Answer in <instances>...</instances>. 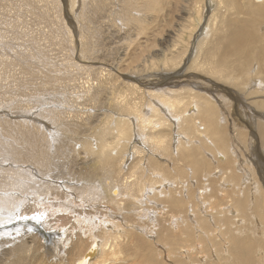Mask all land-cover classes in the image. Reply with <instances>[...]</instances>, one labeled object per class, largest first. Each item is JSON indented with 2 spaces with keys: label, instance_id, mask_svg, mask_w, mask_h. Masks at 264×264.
<instances>
[{
  "label": "rangeland",
  "instance_id": "1",
  "mask_svg": "<svg viewBox=\"0 0 264 264\" xmlns=\"http://www.w3.org/2000/svg\"><path fill=\"white\" fill-rule=\"evenodd\" d=\"M244 1L227 0L221 6L216 4L218 0H0V185L9 187L10 180H18L14 193L17 197L13 198L20 201L17 210L13 209L16 214L11 221L17 222L18 215L22 212L24 216L26 210H33L31 217L38 216L40 221L26 220L28 222L20 225V230L18 226L14 235L31 225H42L47 213L51 218L58 212L63 219L59 223L71 233L70 243L62 253L52 240L56 229L42 233L46 240H26L29 244L22 237L0 239V264H73L84 250L91 229L101 234L100 223L107 216L110 222L111 217L124 222L118 227L121 230L118 235L123 244L122 254L129 264H135L133 256L141 258L144 264H147L144 259L149 260L150 256L157 259L156 264H190L191 260L198 259V251L204 252L205 258L199 260L201 264L206 261H210L208 264H235L236 261L226 255L223 241L229 243L227 249L232 252L236 242L256 241L258 239L254 238L259 234H263L261 242L251 244L250 256L246 259V254L242 253L240 257L244 254L243 260L251 259L250 264L257 263V256L264 259V204L257 207L253 205L255 199L251 200L264 201V161L260 155L264 156L261 145L264 129L257 130L259 126L264 128V87L260 89L250 82L252 78L264 81V21L259 22L264 16L258 18L248 11L246 5L243 7ZM254 1V5L260 4L258 0L252 3ZM236 3L245 15L230 8ZM224 17L248 20L250 27H247L252 30L245 33L260 40L248 47L249 57H245L243 49L238 52L243 58L235 55L228 59L222 58V54L217 57L216 52L211 57L205 51L218 42L215 46L218 44L225 52L218 40L232 27L218 25ZM250 17L255 20L253 25ZM213 18L218 20L217 24ZM207 25L208 32L204 36ZM201 44L203 47L199 49ZM195 59L199 64L192 66ZM230 65L235 68L231 69ZM242 66L246 71L239 74ZM156 88L160 89L159 93H169L163 94L164 98L186 99L182 106L170 109L172 116L178 114V109H186L192 101L199 106L204 99L210 102L213 112L206 116L207 112L199 106L197 116L188 113L189 122L173 119L176 122L173 123L166 116L167 109L159 104L161 96L155 94ZM119 96H124L125 100L117 104V99H122ZM124 103L121 109L119 106ZM126 103L131 108L137 105L146 121L151 119L150 128H140ZM154 107L159 109L158 115ZM119 113L128 128L125 141L128 147L125 149L126 143L123 144V153L112 154V158L110 148L107 153L111 159L105 158V164L96 153L101 142L99 133L104 123L111 122L105 119L117 118L119 123ZM205 117L213 121L211 127ZM162 121V128L160 125L157 129L156 123ZM156 133L165 135L164 142L167 141L163 142L165 147L160 152L156 151ZM106 138L113 140L111 134ZM136 147L140 152L133 150ZM161 152L164 154L156 156ZM225 163L234 167L233 171L240 167L236 173L242 178L249 177L241 191H232V183L227 184L229 187L222 186V190L221 184L218 186L219 177L231 170H227ZM213 169L222 172L214 175ZM18 171L24 174L18 176ZM152 174L156 182L166 183L170 178L173 181L164 184L169 190H159L156 201L144 188ZM209 174L215 178L210 177L212 188L209 180L206 181ZM126 175L129 180L123 182ZM201 179L204 185L208 183L209 189H197ZM115 182L120 187L121 183L126 185L120 188L124 191L120 210L118 204L110 200L108 190ZM134 182L137 184L132 185ZM129 189H133L131 193ZM200 193L207 196L204 207L197 200ZM135 196L144 198V205L140 206ZM173 196L178 203L173 201ZM136 209L140 219L134 214ZM191 217L200 222L194 225ZM203 222L206 228L196 230ZM61 231L63 240L67 233ZM137 240L142 245L140 248H136ZM186 248L190 249L188 253H185ZM145 255L148 258H143ZM242 264L247 263L242 261Z\"/></svg>",
  "mask_w": 264,
  "mask_h": 264
},
{
  "label": "bare ground",
  "instance_id": "2",
  "mask_svg": "<svg viewBox=\"0 0 264 264\" xmlns=\"http://www.w3.org/2000/svg\"><path fill=\"white\" fill-rule=\"evenodd\" d=\"M75 1V0H74ZM83 1V0H82ZM86 1V0H85ZM109 1V0H108ZM225 1H227V0H218V3H216V4H220L221 6L223 5V3H225ZM242 1H244V0H241V2ZM70 2V1H69ZM77 2V1H76ZM223 2V3H222ZM70 3H73V2H70ZM258 3H260L259 5H254L255 4V1L252 3V0H245L244 1V4H243V7L246 5L247 6V8H248V11H250V12H253L255 15H257L258 16V18H260V17H263L264 16V0H258ZM228 4H230V3H228ZM240 4V3H239ZM72 5V4H71ZM127 5H129V4H127ZM215 5V4H214ZM210 7H212V6H210ZM217 7V6H216ZM240 6H238V4L236 3V4H231L230 5V8L231 9H234L235 10V12H237V13H243V11H240V8H239ZM219 8H221L222 9V7H219ZM109 9V8H108ZM243 9V8H242ZM210 10H212V9H210ZM216 10V9H215ZM214 10V11H215ZM247 11V12H248ZM245 12V11H244ZM244 14V13H243ZM213 15V14H212ZM211 15V16H212ZM234 15H236V14H234ZM233 15V16H234ZM245 15V14H244ZM247 16H248V14H246ZM213 17V16H212ZM211 17V18H212ZM239 17V16H238ZM103 18V17H102ZM235 18H237V17H234V19H232V18H228V19H226L225 17L222 19V21H220L219 23H218V25H222L223 27H226V28H228V27H232L225 35H223L218 41H220L221 42V44H223V46H224V48H225V52H224V49L222 48V47H218L219 45L217 44L216 46H215V43H218V42H215L214 44H212V45H209L208 47H207V49L205 50L208 54H210V56L211 57H213V54H215L214 52H216L218 55H217V57H219V55L220 54H222L221 56H223L222 58H225V57H227V59H228V56H230V58H233V57H235V55L236 56H239L238 54H240V53H238V52H240L239 50H241V49H243V52L245 51L246 53H244V55H245V57L247 56V57H249V53H248V47L252 44V43H254V42H256V41H260L258 38H256V36L255 35H253V36H251V37H249L248 35H247V33H245L246 31H250V30H252V28H248V27H250L249 25H248V23L249 22H247V21H242V20H239V19H235ZM251 19H253V17H250ZM215 18H213V20L212 21H216L215 23L217 24V22H218V20H214ZM247 19V18H246ZM211 21V22H212ZM264 21V18H260L259 19V22H263ZM254 22H255V20L253 19V20H251L250 21V24L251 25H253L254 24ZM107 23H109V22H107ZM107 23H104L103 22V24H107ZM211 25L210 26H212V24L213 23H210ZM214 25V24H213ZM256 25V24H255ZM208 26L209 25H207L206 26V28H205V30H204V36L207 34V32H208ZM248 26V27H247ZM258 26V25H257ZM259 28V27H258ZM263 28H264V25H263ZM74 29V28H73ZM69 30V29H68ZM72 30V29H71ZM77 31H79V30H77ZM76 33V32H75ZM252 33V32H251ZM74 37V36H73ZM78 37V36H77ZM204 38V37H203ZM203 38H201V39H203ZM201 39H199V41L201 40ZM62 40V39H61ZM79 41V40H78ZM196 41L197 40H195L194 41V43L192 44L193 46H195L196 45ZM69 42V41H68ZM70 42H71V40H70ZM80 42V41H79ZM72 43V42H71ZM67 44V43H66ZM80 45V44H79ZM203 44H201V46H200V48L199 49H202V46ZM197 46H198V44H197ZM196 46V47H197ZM242 56H243V54H242ZM242 56H239L240 58L242 57ZM245 57H244V59H245ZM263 58H264V56H262ZM240 58H239V60H240ZM243 58V57H242ZM208 59H210L209 57H208ZM43 60V59H42ZM168 60H169V58H168ZM171 60H172V58H171ZM170 60V61H171ZM174 60V59H173ZM172 60V61H173ZM204 60V59H203ZM241 60H243V59H241ZM248 60V59H247ZM175 61V60H174ZM212 61V60H211ZM227 61V60H226ZM206 62V61H205ZM244 62V64H246L245 63V61H243ZM247 62V61H246ZM234 63V62H233ZM235 63H237V62H235ZM197 64H199V62H197L196 61V59H195V62L192 64V66L194 65V66H196ZM227 64V66H228V63H226ZM241 64V63H240ZM201 65H203V64H201ZM200 65V66H201ZM24 66V65H23ZM42 66H44V65H42ZM190 66H191V64H190ZM199 66V65H198ZM214 66H215V63H214ZM213 66V67H214ZM231 66V65H230ZM238 66H240L239 64H238ZM21 67V66H20ZM95 67V66H94ZM222 67V66H221ZM224 67H225V59L223 60V69H224ZM191 68H193V67H191ZM215 68V67H214ZM235 68V66H231V69H234ZM236 68H238L237 66H236ZM102 69V68H101ZM219 69V68H218ZM262 69V68H261ZM17 70V69H16ZM27 70V69H26ZM30 70V69H29ZM41 70V69H40ZM111 70V69H110ZM244 71V73H245V71H246V69L242 66L241 67V69L238 71L239 72V74L241 73L240 71ZM43 71V70H42ZM250 71V70H249ZM263 71H264V68H263ZM25 72V71H24ZM27 72V71H26ZM32 72V71H31ZM100 72V71H99ZM28 73V72H27ZM98 73V72H97ZM246 73H248V71L246 72ZM54 74V73H53ZM100 74V73H99ZM9 75V74H8ZM43 75V74H42ZM50 75V74H49ZM218 75V74H217ZM223 75V74H222ZM32 76V75H31ZM99 76V75H98ZM101 76V75H100ZM103 76V75H102ZM112 76V75H111ZM224 76V75H223ZM39 78V77H38ZM110 78V77H109ZM223 78H226V76L225 77H223ZM262 78V77H261ZM34 79V78H33ZM30 80V79H29ZM222 80V79H221ZM33 81V80H32ZM104 81H105V79H104ZM34 82V81H33ZM45 82V81H44ZM250 82H252L254 85H257L258 86V88H260V89H262L264 86H263V84H264V81H262V80H259V79H257V80H254L253 78L250 80ZM43 83V82H42ZM106 83V82H105ZM112 83V82H111ZM2 84V83H1ZM108 84V83H107ZM110 85V84H109ZM133 86H135L136 84H132ZM132 86V87H133ZM140 86V85H139ZM246 86V85H245ZM247 86H251V85H247ZM111 87V86H110ZM113 88V87H112ZM118 88V87H117ZM123 88V87H122ZM150 88V87H149ZM246 88V87H245ZM107 89V88H106ZM124 90H126L125 88H123ZM184 89V88H183ZM111 90V89H110ZM115 90V89H114ZM33 92V91H32ZM49 92V91H48ZM125 92V91H124ZM128 92H129V90H128ZM159 92H161L160 91V89H158V88H156V95H158V96H161V98H160V100H159V104H160V106L162 107V108H166L165 110H166V112H167V114L168 115H166L167 116V118H169V119H171V121L173 122V123H176L173 119H176L177 121L178 120H181V121H183V120H187L188 121V113H190V115H192V116H194L193 114H195V113H197V112H199L198 111V107L200 106V108L202 109V110H204V112L206 113V116H207V114H208V112H213V107L210 105V102L208 103V102H205V99H204V101L202 100V102H200V104H199V106L197 105V102H195V101H192V103L191 104H188L189 105V107H188V105H187V108L189 109L188 111H187V113H186V109H178L177 111H178V114H176V116H172V114H171V112H170V109L173 107H176L177 105H179V106H182L181 104H182V102H183V100H186V99H184L183 98V100L181 99V98H178L177 99V97H174V98H164L163 97V94H165V93H168L167 91H165V92H163V93H159ZM169 92H172V91H169ZM175 92V91H174ZM45 93H47V91H45ZM185 93V92H184ZM254 93H256V92H254ZM261 93V92H260ZM49 94V93H48ZM52 94V93H51ZM50 94V95H51ZM54 94V93H53ZM52 94V95H53ZM169 94V93H168ZM174 94V93H173ZM216 94H217V92H216ZM222 94V93H221ZM116 95H117V93H116ZM123 95H126L125 93L123 94ZM219 95V94H218ZM49 96V95H48ZM122 96V95H121ZM121 96H119V98L121 97ZM127 96H128V94H127ZM126 96V97H127ZM132 96V95H131ZM147 96V95H146ZM190 96V95H189ZM208 98H210L208 95H206ZM222 96H224L225 97V95L223 94ZM251 96V95H250ZM38 97V96H37ZM44 97V96H43ZM52 97V96H51ZM124 97V96H123ZM123 97H121L122 99H117V104H119L120 102H122V100H125V99H123ZM185 97V96H184ZM220 97V96H219ZM240 97V96H239ZM262 97V96H261ZM40 98V97H39ZM38 98V99H39ZM118 98V97H117ZM128 98H129V96H128ZM133 98V97H132ZM189 98V97H188ZM188 98H187V101H188ZM41 99V98H40ZM166 99H169V100H166ZM226 99V98H225ZM264 99V98H263ZM262 99V100H263ZM29 100V99H28ZM49 100V99H48ZM114 100H116V99H114ZM127 100V99H126ZM135 100V99H134ZM197 100H199V99H197ZM207 100V99H206ZM208 100H210V99H208ZM213 100V99H212ZM254 100V99H253ZM32 101V100H31ZM45 101V100H44ZM52 101V100H51ZM50 101V102H51ZM55 101V100H54ZM190 101V100H189ZM223 101H224V99H223ZM227 101V100H226ZM257 100H255V102H256ZM49 102V101H48ZM56 102V101H55ZM133 102V101H132ZM137 102V101H136ZM44 104V103H43ZM51 104H53V103H51ZM55 104V103H54ZM214 104H215V102H214ZM123 105H125V103L124 104H121L119 107L121 108ZM126 105H128V107H129V109L132 111V113H133V115H134V117L136 118V120H137V122H139L140 123V128L141 127H143V130H145V128H146V126H150V125H152V122H151V119L150 120H148V121H146L145 119H144V116L141 114V112H140V109H138V107H137V105L135 106V104L134 105H132V106H134V108L132 107H130V105H129V103H126ZM48 106H49V104H48ZM51 106V105H50ZM178 106V107H179ZM263 106V105H262ZM34 107V106H33ZM128 107H125V109L127 108L128 109ZM253 107V106H252ZM43 108V107H42ZM51 108H52V106H51ZM27 109V108H26ZM59 109V108H58ZM121 109H123V108H121ZM133 109V110H132ZM243 109V108H242ZM60 110V109H59ZM112 110H114V109H112ZM116 110V109H115ZM117 110H119V109H117ZM130 110H128V111H130ZM153 110H154V112H156V115H158V113H160V111H159V109L158 108H153ZM4 111V110H3ZM35 111V110H34ZM111 111V110H110ZM125 111V110H124ZM240 111V110H239ZM242 111V110H241ZM57 112H58V110H57ZM119 112H120V110H119ZM126 112V111H125ZM183 112V113H182ZM203 112V111H202ZM242 112H244V111H242ZM127 113V112H126ZM131 113V114H132ZM179 113H181V114H179ZM41 114V113H40ZM61 114H62V112H61ZM112 114V113H111ZM127 114H129V113H127ZM126 114V115H127ZM130 114V115H131ZM216 114V113H215ZM51 115V114H50ZM59 115V114H58ZM108 115V114H107ZM119 116H120V118H121V114L119 113L118 114ZM125 115V114H124ZM123 115V117H125ZM129 115V116H130ZM196 116H197V114H195ZM260 115V114H259ZM47 116H49V115H47ZM112 116V115H111ZM26 117H27V115H26ZM102 117H104V116H102ZM106 117V116H105ZM115 117V116H114ZM171 117V118H170ZM203 117V116H202ZM253 117V116H252ZM47 118V117H46ZM56 118H58V117H56ZM66 118V117H65ZM119 118V117H118ZM119 118V119H120ZM156 118H157V116H156ZM179 118V119H178ZM197 118V117H196ZM204 118V117H203ZM206 118V120L208 121V127H211V125H212V120H211V118H208V117H205ZM109 119V120H108ZM107 120L105 119V122H108V121H111L110 123H108L109 124V126H108V124L106 123V125H105V123H104V125H103V128L101 129V132L99 133V137L101 138V142H99L98 144H99V149L97 150V156L99 157V159L102 161V163H103V161H104V163L106 164L107 162H105L106 160H104L105 158H109V159H111L112 158V154H115L116 155V153H118V152H120L121 154L123 153V150H124V148H123V150H122V147H123V144H125V149H126V146L128 147V143L127 142H125L126 141V138H127V136L129 135V132H128V128L127 127H125L124 126V118H121L120 120H119V123H118V121H117V118H115V120H111L110 119V117L108 118ZM112 119H114V118H112ZM33 120V119H32ZM36 120H39V119H36ZM44 120V119H43ZM50 120V119H49ZM67 120V119H66ZM165 121L167 120L166 118L164 119ZM163 120V121H164ZM197 120V119H196ZM205 120V119H204ZM116 121H117V123H116ZM163 121L162 122H159V123H156V128L158 127L159 128V126L161 125V128H162V125L164 124L163 123ZM164 121V122H165ZM203 121V120H202ZM44 122V121H43ZM46 122V121H45ZM44 122V123H45ZM121 122H123V123H121ZM154 122V121H153ZM189 122V121H188ZM264 122V121H263ZM117 124L116 126L115 125H112V124ZM181 123H183V122H181ZM245 123V122H244ZM243 123V125H245ZM248 123V122H247ZM47 124V123H46ZM52 124V123H51ZM150 124V125H149ZM184 124V123H183ZM242 124V123H241ZM260 124V123H259ZM57 125V124H56ZM69 125V124H68ZM75 125V124H74ZM111 125H112V129H113V132H111V130H110V127H111ZM154 125V124H153ZM40 126V125H39ZM55 126V125H54ZM165 126V125H164ZM178 126H180V125H178L177 124V128H178ZM183 126V125H182ZM256 126V125H255ZM53 127V126H52ZM148 127H147V129H148ZM151 127H154V126H151ZM184 127V126H183ZM188 127H189V125H188ZM203 127V126H202ZM63 128H64V126H63ZM150 128V127H149ZM157 128V129H158ZM250 128V127H249ZM98 129V128H97ZM142 129V128H141ZM180 129V128H179ZM184 129H185V127H184ZM198 129H201V126H198ZM261 129H264V128H262V127H260L259 126V128L257 129V130H259L260 132H261ZM69 130H71V129H69ZM202 130V129H201ZM204 130V129H203ZM72 131V130H71ZM158 131V130H157ZM186 131H187V128H186ZM8 132V131H7ZM95 132H96V130H95ZM156 132V131H155ZM160 132V131H159ZM192 132V131H191ZM199 132V131H198ZM221 132V131H220ZM259 132V133H260ZM142 133V132H141ZM151 133H153V132H151ZM181 133V132H180ZM194 133V132H193ZM207 133V132H206ZM9 134V133H8ZM92 134V133H91ZM95 134V133H94ZM108 134H111V136H112V139L113 140H111V139H108L107 140V138H106V136L108 135ZM157 134V133H156ZM183 134V133H182ZM186 134V133H185ZM181 135V134H180ZM219 135V134H218ZM217 135V136H218ZM221 135V134H220ZM171 136V135H170ZM183 136V135H182ZM181 136V137H182ZM187 136V135H186ZM199 136H201V133H200V135ZM155 138H156V142L158 143V145L156 146V151L158 152V150H159V152H160V150L163 148V146L165 147V145L163 144V142H164V137H165V135H162V133L161 134H157L156 136H154ZM219 137V136H218ZM151 138V136L149 135V139ZM172 138H173V135H172ZM179 138H180V136H179ZM182 138H184V136L182 137ZM213 138V137H212ZM258 138V137H257ZM25 139V138H24ZM104 139V140H103ZM166 139V138H165ZM186 139V138H185ZM194 139V138H193ZM218 139V138H217ZM259 139V138H258ZM49 140V139H48ZM154 140V139H153ZM184 140V139H183ZM195 140V139H194ZM150 141H152V140H150ZM155 141H153V142H155ZM171 141V140H170ZM185 141V140H184ZM28 142V141H27ZM90 142H91V140H90ZM187 142H189V141H187ZM38 143V142H37ZM164 143H167V141L166 142H164ZM185 143V142H184ZM190 143V142H189ZM192 143V142H191ZM153 144V143H152ZM155 144V143H154ZM163 144V145H162ZM178 144V143H177ZM182 144V143H181ZM181 144H180V146H181ZM29 145H31V144H29ZM172 145V144H171ZM184 146H185V144H183ZM188 145V144H187ZM261 145H262V147H264V134H263V142H262V139H261ZM32 146H33V144H32ZM175 146V145H174ZM179 146V145H178ZM184 146H182V147H184ZM34 147V146H33ZM35 148H37V147H35ZM111 148V151H110V155H111V158L108 156L109 154L107 153V152H109L108 150ZM167 148V147H166ZM7 149V148H6ZM137 149V147L135 148V149H133V150H135V151H137V152H140V151H138V149ZM30 150H31V148H30ZM29 150V151H30ZM133 150H131V151H133ZM9 151V150H8ZM27 151V150H26ZM33 151V150H32ZM36 151V150H35ZM125 151H127V150H125ZM167 151V150H166ZM165 151V152H166ZM15 152V151H14ZM19 152V151H18ZM28 152V151H27ZM46 152V151H45ZM29 154V153H28ZM27 154V155H28ZM33 154V153H32ZM119 154V153H118ZM127 154V153H126ZM125 154V155H126ZM164 153H162L161 152V154L159 153H157L156 154V156H160V155H163ZM260 155H261V157L263 158V161H264V156L260 153ZM40 156H42V155H40ZM121 156V155H120ZM118 157H119V155H118ZM122 157H124V155L122 156ZM131 157V156H130ZM129 157V158H130ZM144 157V156H143ZM142 157V158H143ZM155 157V156H154ZM166 156H164V158H165ZM114 158V157H113ZM125 158H127L128 159V157H126L125 156ZM163 158V157H162ZM168 158V157H167ZM157 159V158H156ZM170 159V158H169ZM147 160V159H146ZM140 161H142L141 159H140ZM247 161V160H246ZM122 163H123V161H121ZM120 162V163H121ZM155 162H157V161H155ZM221 162V161H220ZM199 163V162H198ZM239 163V162H238ZM104 164V165H105ZM163 164V163H162ZM226 164V163H225ZM114 165V164H113ZM136 165V164H135ZM135 165H133V166H135ZM227 165V167H228V165L229 164H226ZM106 166V165H105ZM198 166V165H197ZM200 166V165H199ZM199 166H198V168H199ZM215 168V167H214ZM217 168V167H216ZM238 168H240V167H236V169H235V171H233V169H234V167H228L227 168V170L228 169H231V170H229L230 172V174L228 173V172H226L225 173V176L221 173V175H223L221 178L219 177V181H218V186H219V184H221V190H222V186L223 187H229L227 184L228 183H232V185H231V187L230 188H232L231 190L232 191H234L235 189V193H236V191L237 192H239V191H241V186H245L246 184H247V181H248V179H249V177L246 175L245 177H241L239 174H237L236 173V170H238ZM107 169V168H106ZM130 169V168H129ZM136 169V168H135ZM200 169V168H199ZM121 170V169H120ZM214 170V169H213ZM223 170V169H222ZM247 170V169H246ZM152 171H154V170H152ZM200 171V170H199ZM221 170L220 169H215L212 173L214 174V175H218V172H220ZM23 172V171H22ZM31 172V171H30ZM222 172V171H221ZM243 173L242 174H244V171H242ZM247 173H248V171H246ZM18 174V176H21L22 174H24V173H20L19 171L17 172ZM211 172H210V174H212ZM30 173L29 172H27V176L29 175ZM210 174H209V178L207 177L206 178V181L208 182V180H209V182H210V186H211V188H212V182H213V178L214 177H212V176H210ZM259 174V173H258ZM31 175H32V173H31ZM257 175V174H256ZM129 175H126V176H124L123 177V182H125V181H128L129 179V177H132V174L130 173V176L128 177ZM135 176V175H134ZM31 177V176H30ZM111 177V176H110ZM210 177H212V179L210 178ZM258 177V176H257ZM170 178V177H169ZM168 178V179H169ZM200 178H201V176H200ZM215 179V178H214ZM170 180V182H172L173 183V181L171 180V178L169 179ZM169 180H167V182L166 183H164V182H156V176H154V174H152V176H150V181H148V183H146V187H144L145 189H146V193L147 194H149V196H150V198L152 199V200H154V201H156V195L160 192L159 190H169V187H167L166 188V185H168L169 184ZM202 180V179H201ZM33 181V180H32ZM114 181V180H113ZM117 181V180H116ZM204 180H202L201 181V185L197 188L198 190H202V189H207L209 186H207L208 185V183L206 184V185H204L205 184V182H203ZM179 182V181H178ZM197 182V181H196ZM121 183V182H120ZM17 184H18V180H16V179H14V180H10V186L8 187H1V185H0V212H2L1 210H3V213H0V239H2V241H5V240H11V238L12 237H22L23 238V240H25V242H27L28 243V241H26V240H28V239H30V242H34V240L36 241V240H38V241H40V238H45V240L47 239V237L45 236V235H43L42 233L43 232H49V231H51V230H55L56 229V231H57V233H56V236L52 239L53 240V242H54V244L56 245V243H57V249H58V251L60 252L61 251V253L63 252V250L65 249V248H67L66 246H68V244L70 243V240H71V233H69L68 234V232H67V229L64 227V224H62V223H59L61 220H63L62 218H61V213L59 214V212H58V214L56 213V215H53V214H51V213H55V212H57L58 211V209L57 210H52V211H54V212H50V216L51 215H53L54 217H49L48 216V213H47V218L45 217V218H43V224L42 225H31L30 227H28L27 229L25 228L24 230H22V231H20V234H18V235H14V233H16V232H18V226H19V230L21 229V227H20V225H22V224H25V223H27L28 221H26V220H29V219H31V220H34V222L35 223H39L40 221L38 220V216H32L31 217V212H33V210H26L25 211V213H24V216L20 213L18 216H19V218L17 219V222H13V221H11V219L14 217V215L16 214V211L15 210H17V209H15V208H17L18 206V204H19V201L20 200H18V201H15V199L13 198V197H17V195H14V193H16V189H15V187L17 186ZM122 185V187H124V185L125 184H123V183H121ZM137 184V182H134V183H132V185H136ZM164 184H166L165 186H164ZM175 184H177V183H175ZM111 185V184H110ZM120 185V184H119ZM119 185H117L116 184V182L114 183V185H111L110 187H109V192H111L110 193V200L111 201H114V202H116L117 204H118V210H120L121 208H120V205L122 204V203H120V201L122 200V195H123V192L124 191H121V189L120 188H122V187H120ZM131 185V186H132ZM183 185H185V184H183ZM191 185V184H190ZM198 185V184H197ZM130 186V185H129ZM187 186V185H186ZM125 187H126V185H125ZM124 187V188H125ZM172 187V186H171ZM220 187V186H219ZM130 188V187H129ZM134 188V187H133ZM143 188V189H144ZM245 188V187H244ZM244 188H242V189H244ZM209 189V188H208ZM132 191L133 189H129L128 191ZM157 190V191H156ZM217 190V189H216ZM131 191H130V193H131ZM137 191H138V189H137ZM142 191V189L140 190V192ZM171 191V190H170ZM172 191H178V190H174V189H172ZM193 191V190H192ZM219 191V190H218ZM225 191V190H224ZM228 191V190H227ZM127 192V191H126ZM180 192V194L182 193V191H179ZM129 194V193H128ZM160 194V193H159ZM170 194V193H169ZM169 194H167V196L169 195ZM186 194V193H185ZM227 194V193H226ZM232 194V193H231ZM132 195V194H131ZM163 196L162 197H165L166 196V193L165 194H162ZM228 195V194H227ZM227 195H225V196H227ZM157 196H159V195H157ZM170 197H171V195H169ZM220 196H223V195H220ZM234 196H235V194H234ZM130 198H131V196H129ZM128 197V198H129ZM170 197L168 198V199H170ZM213 197V196H212ZM124 198V197H123ZM136 198V196L134 197V199ZM173 198H175L173 201H175V202H177L176 201V197H174L173 196ZM207 198V196L206 195H204V194H202V193H200L199 194V197H198V202L200 203V206H202V207H204L205 205H206V201H205V199ZM221 198V197H220ZM165 199V198H164ZM172 199V198H171ZM255 199V201H253V205H255V206H257V207H259L260 205H263L264 204V201L263 202H260V201H258L257 200V198H253V199H251V200H254ZM137 202H138V204L140 205V206H142V205H144V203H142V200H144V198L141 200V198L140 199H135ZM140 200H141V202H140ZM173 201H172V203H171V205L173 204ZM193 201V200H192ZM213 201V200H212ZM144 202V201H143ZM175 202H174V204H175ZM197 202V201H196ZM127 203H129V201L127 202ZM178 203V202H177ZM176 203V204H177ZM251 203V202H250ZM263 203V204H262ZM130 204V203H129ZM132 204L134 205V203L132 202ZM146 204V203H145ZM148 204V203H147ZM190 203H188V205H189ZM191 204H192V202H191ZM132 205V206H133ZM165 204L163 203V206H164ZM169 205V204H168ZM195 205V204H194ZM246 205H247V203H246ZM135 206V205H134ZM137 206V205H136ZM170 206V205H169ZM175 206V205H174ZM178 206H180V204H178ZM199 206V205H198ZM137 207H139V206H137ZM186 207V206H185ZM184 207V208H185ZM188 207V206H187ZM29 208V207H28ZM127 208H129V207H127ZM131 208V207H130ZM13 209H15V210H13ZM40 209V208H39ZM43 209H47V208H43ZM50 209V208H49ZM180 209H181V207H180ZM110 210V209H109ZM5 211V212H4ZM7 211V212H6ZM27 212V213H26ZM29 212V213H28ZM36 212H39V211H36ZM45 212V211H44ZM138 209H136V211H135V216L138 218V219H140L139 217V215H138ZM109 213V212H108ZM110 213L111 214H113V211H111L110 210ZM109 213V214H110ZM131 213H132V211H131ZM2 214H6V215H2ZM8 214V215H7ZM106 215V214H105ZM114 215H116V214H114ZM133 215V214H132ZM177 215V214H176ZM27 216H28V218H27ZM40 217H42V215H39ZM107 216V215H106ZM105 217V216H104ZM179 217V216H178ZM111 219H112V222H110L111 220L109 219V217L107 216V217H105L103 220H102V223H100V228H101V234H98V233H96L93 229H91V232H90V234H89V240H88V242H87V244H86V246H85V248H84V250L81 252V254L78 256V257H76L75 259H74V261H73V264H129V263H127V260L126 259H124V253L122 254V245L123 244H121L122 242L120 241V239H119V236L120 235H118V233L119 232H121V230L118 228V227H120L123 223L121 222V223H119L120 221H119V218L116 220V219H114L113 220V218L111 217ZM192 220H195L194 222L195 223H193L194 225H197L196 223L198 222L196 219H195V217H191L190 218V222L192 221ZM199 220V219H198ZM119 221V222H118ZM170 221V220H169ZM168 221V222H169ZM118 222V223H117ZM200 222V221H199ZM198 222V223H199ZM11 223H13V224H11ZM202 225V227H200V225H199V227L197 226V227H195V229L196 230H203V228L205 229L206 228V226L204 225V222L201 224ZM17 227V228H15V227ZM259 226V223H257V225H256V228ZM172 227V226H171ZM32 228H34L35 229V231L32 229ZM194 228V227H193ZM192 228V229H193ZM167 229V228H166ZM61 230H63L64 232H66L67 234H66V236H65V239H63L62 240V238H61V236H62V231ZM192 231V230H191ZM193 231H194V229H193ZM261 231V230H260ZM22 232H28V233H22ZM29 232H34L33 234L32 233H29ZM61 232V233H60ZM188 233V232H187ZM194 234H195V232H193ZM256 234H258V233H256ZM43 235V236H42ZM126 235V234H125ZM124 235V236H125ZM163 235V234H162ZM166 235V234H165ZM199 235H200V231L197 233V238L199 237ZM38 236V237H37ZM164 236V235H163ZM167 237V236H166ZM166 237H165V239H166ZM185 237V236H184ZM263 237V234H259V235H257L256 236V238H254V239H258V240H256L257 242H261V238ZM61 238V239H60ZM195 238V237H194ZM121 239H123V238H121ZM162 239H163V237H162ZM169 239V238H168ZM22 240V241H23ZM125 240H127V239H125ZM124 241V240H123ZM192 241V240H191ZM223 241V240H222ZM255 240H252V241H250L249 243H242V242H236L234 245H233V249H232V252H230V250H228L227 249V247L229 246V243L228 242H226V241H223V244L225 243V251H226V255L228 256V257H231V259L233 260V261H236V263L235 264H242V261H244V262H246L247 264H250L251 263V259H249L248 260V262L247 261H245V260H243V258H244V254H243V258H241L240 257V254H242V253H245L246 254V259H247V256L249 257L250 256V253H249V250H250V246H251V244H253L254 242H256ZM25 242H24V244H25ZM52 242V241H51ZM134 242H136L135 240H134ZM39 243V242H38ZM133 243V242H132ZM29 244V243H28ZM39 244H41V243H39ZM42 245V244H41ZM155 245V244H154ZM194 245V244H193ZM213 244H211V247H213L212 246ZM19 247H20V245H18ZM37 246H39V245H37ZM125 246V245H124ZM142 245H141V243H140V241L139 240H137V245H136V248H140ZM200 246V245H199ZM222 246V245H221ZM237 246V247H236ZM28 248V247H27ZM24 249V248H23ZM22 249V250H23ZM31 249V248H30ZM166 249V248H165ZM139 250V249H138ZM175 250H177V249H175ZM190 249H188V248H186V251H185V253H188V251H189ZM54 251V250H53ZM221 251H222V253H224V249H222V247H221ZM167 252H169V251H167ZM194 252V251H193ZM200 254H199V256H197L198 257V259H196L195 261H193V260H191L190 261V264H201L200 263V261L199 260H203L205 257H204V252L202 251V252H200V251H198ZM133 253H134V251H133ZM215 253H216V250L214 249V255H215ZM259 253H260V250H259ZM170 254H172V253H170ZM165 255V254H164ZM178 255V254H177ZM233 255V256H232ZM167 256V255H166ZM192 256V255H191ZM216 256V255H215ZM139 257H141L140 255H138V258ZM148 258L147 257V255H145V256H143V258ZM193 257V256H192ZM142 258V259H143ZM154 258V257H153ZM151 256H150V258H149V260H146V259H144V261H146V263L147 264H156L157 263V259L155 260V259H153ZM161 259V258H160ZM175 259V258H174ZM208 259H209V257H208ZM132 260H133V262L135 263V264H144V262H143V260H141V258H139V260L137 259V257H135V256H133V258H132ZM166 260V259H165ZM152 261V262H151ZM174 261V260H173ZM181 261V260H180ZM197 261V262H196ZM175 262V261H174ZM182 262V261H181ZM208 262H210V261H206V263L205 264H208ZM256 264H264V259L262 258V256H257V263Z\"/></svg>",
  "mask_w": 264,
  "mask_h": 264
}]
</instances>
